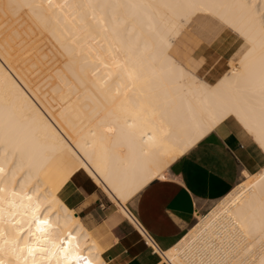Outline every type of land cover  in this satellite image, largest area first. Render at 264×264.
<instances>
[{"label": "bare ground", "instance_id": "obj_1", "mask_svg": "<svg viewBox=\"0 0 264 264\" xmlns=\"http://www.w3.org/2000/svg\"><path fill=\"white\" fill-rule=\"evenodd\" d=\"M0 0V261L63 264L53 245L71 238L92 264L102 247L59 199L89 177L120 207L148 172L164 174L225 109L264 117V0L220 9L255 40L214 83L170 50L189 25L184 0ZM264 153L255 139H252ZM186 145L189 147L186 148ZM75 179V178H74ZM79 180V179H78ZM264 166L250 173L171 249L167 264H264ZM60 196V195H59ZM127 217V216H126ZM250 234L235 240L233 221ZM38 220L48 224L38 228ZM135 225V224H134ZM115 241V240H114ZM33 253L29 254V249Z\"/></svg>", "mask_w": 264, "mask_h": 264}, {"label": "crops", "instance_id": "obj_2", "mask_svg": "<svg viewBox=\"0 0 264 264\" xmlns=\"http://www.w3.org/2000/svg\"><path fill=\"white\" fill-rule=\"evenodd\" d=\"M198 39L199 36L188 25L175 40L170 52L196 76L208 83H214L228 70L229 60L238 56L241 40L238 38L240 47L223 65L224 55L220 53L210 55L206 49H201L199 56H195ZM225 149L232 155H237V138L223 146L208 141L205 147L192 152L191 155L188 154L190 149L173 161L165 171L164 174L172 178L160 181V184L168 185L167 189H159L165 192L163 198L142 202L132 197L122 206L123 211L127 209V212L124 211L127 215L119 211L120 207L83 172L68 180L58 192V197L74 212L102 247V258L108 264H167L160 253L174 247L189 231L196 213L200 214L208 205L225 197L240 177L243 180L250 174V169H260L264 166V153L252 139L243 145V159L238 173ZM177 160L182 162L176 164ZM85 181L93 190L90 197L92 211L86 215L83 214L84 207L75 200V197L83 196V191L78 185ZM129 213L143 227L157 251H152L145 244V234L142 235L126 219L133 222ZM116 217H119V220L113 223ZM117 230L118 236L114 235Z\"/></svg>", "mask_w": 264, "mask_h": 264}, {"label": "snow or ice", "instance_id": "obj_3", "mask_svg": "<svg viewBox=\"0 0 264 264\" xmlns=\"http://www.w3.org/2000/svg\"><path fill=\"white\" fill-rule=\"evenodd\" d=\"M105 4L106 6H111L109 0H105ZM128 6L136 8L140 5L135 3L134 0H128ZM181 6H187L192 9L191 16L194 18L189 21L191 29L199 36L203 43L209 44L213 49L219 48L221 53L224 54L225 59L233 55L240 47L238 37L243 36L247 41L248 48L246 51L251 52L255 47V40L251 35L241 32L239 28L229 23L219 11L225 8H245L247 5L244 3V0H184V4ZM260 33L264 37V17L260 20ZM225 50L227 51L225 52ZM233 138H237V155H232L227 149H225V152L238 173L240 170V162L243 159V145L249 143L250 139H255L261 146H264V117L261 118L259 127H257L251 118L240 115L239 113L234 115L231 110L225 109L210 124L200 129L197 143L193 145L189 142L191 152L188 154L191 155L192 152L197 151L201 147H205L208 141L223 146ZM189 145H186V148ZM183 155L184 153L182 152L181 156ZM181 162L182 160H177L176 164ZM171 178V176L161 174L159 171L155 173L148 172L135 188L130 192H121V195L133 196L142 202H152L162 199L165 192H161L159 189H167L168 185H162L160 181L170 180ZM78 186L82 189L83 196H77L75 200L84 207L83 214L86 215L92 211L93 206L90 205V197L93 190L86 181ZM260 207L262 216H264V194L261 195ZM118 220L119 217H116L113 223ZM232 223L235 233L234 239L243 241L244 237L250 234L249 225H246L239 219L234 220ZM37 224L38 228L42 230V226L47 225L48 221L38 220ZM261 232L264 233V223L261 224ZM114 235L118 236V230ZM53 249L55 250L52 251L51 255L56 256L59 253L63 264H92L91 260L83 258L74 251L71 238L68 239L63 247L57 248L56 245H53ZM28 251L29 254H32L34 250L30 248ZM0 264H3V262L0 261Z\"/></svg>", "mask_w": 264, "mask_h": 264}, {"label": "rangeland", "instance_id": "obj_4", "mask_svg": "<svg viewBox=\"0 0 264 264\" xmlns=\"http://www.w3.org/2000/svg\"><path fill=\"white\" fill-rule=\"evenodd\" d=\"M238 41H239V43H240V40L238 39ZM197 43H198V47L196 48V54H195V56H199V54H200V52H202L201 51V49L202 50H205L206 49V51H208V52H210L211 54L210 55H215V54H217V55H219L218 53H220L221 55H224L223 53H221V50L219 49V48H216V49H213L209 44H207V43H203L202 41H201V39L199 38L198 39V41H197ZM227 50H225V52H226ZM226 60L227 59H225L224 58V56H223V58H222V61H223V65H225L226 64ZM259 169H257V168H253V169H250L249 170V172L250 173H253V172H255V171H258ZM248 177V176H247ZM246 177V178H247ZM246 178H244L243 180H245ZM242 180V177H240V179L238 180V182L237 183H240V181ZM242 180V181H243ZM241 181V182H242ZM215 204H216V202H214V203H211L210 205H208L207 207H206V209L203 211V212H201L199 215H205V214H207L214 206H215ZM196 223V220H194L193 222H192V224H191V226H193V224H195ZM190 226V227H191Z\"/></svg>", "mask_w": 264, "mask_h": 264}, {"label": "built area", "instance_id": "obj_5", "mask_svg": "<svg viewBox=\"0 0 264 264\" xmlns=\"http://www.w3.org/2000/svg\"><path fill=\"white\" fill-rule=\"evenodd\" d=\"M130 215H131V218L133 219V222H135V224L136 225H134V223L132 222V221H130V219H128V218H126L130 223H132L135 227H136V229H138L139 231H140V233L142 234V235H144V242H145V244L150 248V249H152V251H157V248H156V246L154 245V243L152 242V240H151V238L146 234V232H145V230L143 229V227L137 222V220L135 219V217L131 214V213H129Z\"/></svg>", "mask_w": 264, "mask_h": 264}]
</instances>
